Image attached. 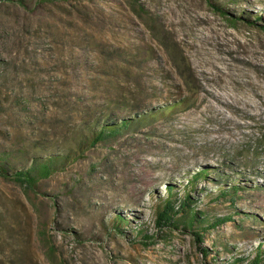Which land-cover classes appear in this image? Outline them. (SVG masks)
I'll list each match as a JSON object with an SVG mask.
<instances>
[{
  "label": "rangeland",
  "instance_id": "obj_1",
  "mask_svg": "<svg viewBox=\"0 0 264 264\" xmlns=\"http://www.w3.org/2000/svg\"><path fill=\"white\" fill-rule=\"evenodd\" d=\"M68 148L30 189L0 173V264H264V0H0V151ZM168 184L193 226L156 224Z\"/></svg>",
  "mask_w": 264,
  "mask_h": 264
},
{
  "label": "trees",
  "instance_id": "obj_2",
  "mask_svg": "<svg viewBox=\"0 0 264 264\" xmlns=\"http://www.w3.org/2000/svg\"><path fill=\"white\" fill-rule=\"evenodd\" d=\"M131 109L130 113L132 112ZM145 117L144 113H134L133 116L129 114L118 116L115 113H110L104 117H98L95 119L93 125L88 129L87 135L81 137L77 141L78 148L81 150L84 147H93L99 142H105L111 137L116 136L121 130L130 127L139 120ZM76 151L68 148L65 151L57 153H48L46 157L32 156L30 161L23 162V160L14 157V155L8 150L0 151V173L7 179L14 180L24 187V189H30L35 187L39 180L48 178L53 172L63 168L64 164L69 160L75 158ZM206 173V169L198 170L192 176V180L189 182V187L194 188L193 181L199 178L201 174ZM188 186L186 189L189 188ZM227 188V187H226ZM173 185H166L167 197L161 199L156 207L155 222L160 227H173L184 222V226H193L194 222L199 219V212L194 207V198L189 195L188 191L184 196L178 199L177 193L173 191ZM222 189V188H221ZM231 191H237L238 185H232L228 187V190L220 191L222 195ZM181 214V215H179ZM177 215H179L177 217ZM187 218H186V217ZM227 217L217 218L211 227L216 226ZM180 220V221H179ZM126 222V218L121 214L114 216V222H112L114 229L122 230V225ZM186 223V224H185ZM39 241L46 247L45 252L47 255L53 253V244L50 237H46L44 232H39ZM12 245V255L9 264H26L25 252L21 249V246L16 243ZM248 264H263L260 254L256 253L255 256L248 261Z\"/></svg>",
  "mask_w": 264,
  "mask_h": 264
}]
</instances>
